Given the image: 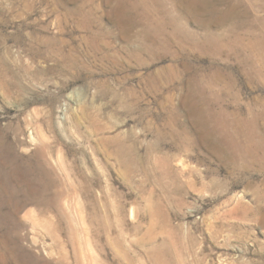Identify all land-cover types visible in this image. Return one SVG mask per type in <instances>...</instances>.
Segmentation results:
<instances>
[{"label":"rangeland","instance_id":"obj_1","mask_svg":"<svg viewBox=\"0 0 264 264\" xmlns=\"http://www.w3.org/2000/svg\"><path fill=\"white\" fill-rule=\"evenodd\" d=\"M0 264H264V0H0Z\"/></svg>","mask_w":264,"mask_h":264}]
</instances>
